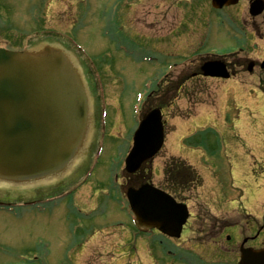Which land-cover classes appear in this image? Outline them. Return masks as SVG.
<instances>
[{"label":"rangeland","instance_id":"obj_1","mask_svg":"<svg viewBox=\"0 0 264 264\" xmlns=\"http://www.w3.org/2000/svg\"><path fill=\"white\" fill-rule=\"evenodd\" d=\"M0 4V48L23 49L29 43L41 41L66 46L91 88L90 110L95 115L99 107L98 92L92 89L93 74L87 62L63 39L69 35L88 51L89 62L106 72L103 92L108 113L104 121L107 128L112 127L111 136L100 140L103 151L96 159L98 163L89 166L85 184L73 196L40 212L31 208L0 209V264L19 259L36 264V259L29 258L45 251L48 264H178L163 258L153 241L166 238L158 234L138 235V251L134 249L131 253L130 212L122 201L127 178L120 170V160L134 126L128 131L126 128L135 119L134 109L140 106L137 91L152 73L155 78L159 76L160 84L177 78V73L188 76L205 56L202 53H222L234 57V62L243 58L246 62L261 63L264 11L252 17L248 12L249 0H239L222 11H213L209 0H0ZM52 31L60 36L52 35ZM239 42L243 51L236 49ZM118 44L132 50L135 57L117 52ZM144 56H149L152 62L145 63ZM176 63V67L166 72ZM232 81L246 90L236 88L238 95H235L229 89L225 101L219 95L220 80L189 79L176 92L177 99L172 102L170 112L169 107H163L165 131L170 133L165 139L166 147L148 162L155 186H162L166 178L163 169L171 163L166 160L168 153L186 158L203 178L204 191L190 185L179 198L192 212L187 230L192 228L195 232L190 237L183 230L181 239L167 241V247L188 251L186 246L201 244L202 247H196L199 255L219 259L211 264H236V250L242 238L252 235L261 225L264 229V94L260 91L264 90V71L259 67L252 74L240 70ZM168 88L165 99H169L173 84ZM200 92L206 94L203 100ZM206 103L216 104L217 116L223 104L222 115L230 126H223L212 113L200 110ZM155 104L151 97L143 107L146 111ZM189 112L192 116L183 118ZM172 124L174 129L170 131ZM205 126L209 131L204 137L193 136L189 140L192 147L180 143ZM215 131L219 133L216 141L211 137ZM201 145L208 149L207 154L214 156L206 157ZM86 164L87 161L80 165L79 172ZM76 177L77 174L73 175V179ZM53 189L0 187V198H18L21 190L24 194L20 195L21 200ZM216 192V210L223 213L211 212L215 201L209 195ZM229 225L233 227V233L230 231L233 243H228L222 232ZM252 243L264 245V231ZM232 246L235 251L230 254L226 248ZM37 247L42 248L37 250ZM210 247L216 248L215 253Z\"/></svg>","mask_w":264,"mask_h":264},{"label":"water","instance_id":"obj_2","mask_svg":"<svg viewBox=\"0 0 264 264\" xmlns=\"http://www.w3.org/2000/svg\"><path fill=\"white\" fill-rule=\"evenodd\" d=\"M236 2L212 0V6ZM262 10V1L254 0L249 12L255 16ZM3 70L13 71L11 85L1 76ZM202 70L204 75L228 76L217 64ZM85 117L80 81L62 52L50 47L31 52L0 49V181L34 183L59 174L82 141ZM161 143L160 115L155 110L136 132L134 156L149 157ZM137 165L128 164L127 169L134 171ZM127 199L139 228L179 236L187 217L183 206L149 185L128 190ZM238 264H264V249L241 248Z\"/></svg>","mask_w":264,"mask_h":264},{"label":"flooded vegetation","instance_id":"obj_3","mask_svg":"<svg viewBox=\"0 0 264 264\" xmlns=\"http://www.w3.org/2000/svg\"><path fill=\"white\" fill-rule=\"evenodd\" d=\"M246 63L248 64L249 62H246L245 60H243V58H241L240 61H237L236 60L234 63H232L230 61L229 62H226L228 69L231 70L234 73L239 72L240 70L242 71L243 69H245L246 68ZM257 66L260 68L261 67V63H259L257 61H253V68H255ZM72 179H73V174L71 172V173L65 175L60 181L59 180L58 181L59 182H64L66 180V182H64L66 184V183H69L70 181H72ZM48 185H50V184H48ZM45 187H46L45 184H39L38 187H36V190L41 191L40 189L45 188ZM56 189L57 190H60L61 188H57L56 187ZM20 195L23 196L24 194L20 192ZM47 197H50L49 196V193L48 194H44V195H37L35 197L30 196V197H27L25 201L26 202H30V203H34V202H38L39 203V202L44 201ZM248 227H249L248 228L249 231L251 232V226H250V224H249ZM254 233L255 234L253 236H247L246 237V238H248V240H247L246 243L250 242L251 240H254L255 238H257L259 236V234L261 233L260 228L256 232H254ZM230 254H231V252H230Z\"/></svg>","mask_w":264,"mask_h":264},{"label":"bare ground","instance_id":"obj_4","mask_svg":"<svg viewBox=\"0 0 264 264\" xmlns=\"http://www.w3.org/2000/svg\"><path fill=\"white\" fill-rule=\"evenodd\" d=\"M1 76L3 77V79L8 83V84H12V80L14 79V74H13V71L12 70H3L1 72ZM155 129V128H153ZM89 134H90V131L87 127L86 131H85V135H83V138H82V141H86L87 142V145H88V142L90 141L89 139ZM84 144L82 143L81 147H80V151L82 150ZM86 153H87V147L85 149ZM83 158V156H78L77 158H75L74 162L70 165V167H73V164L76 162V161H80L81 159ZM5 184H7V182H4V181H0V186H4ZM23 185H26V184H23Z\"/></svg>","mask_w":264,"mask_h":264}]
</instances>
